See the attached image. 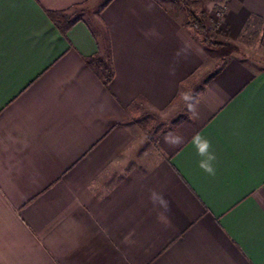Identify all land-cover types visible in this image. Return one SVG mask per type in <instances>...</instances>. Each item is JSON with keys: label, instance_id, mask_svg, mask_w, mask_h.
Listing matches in <instances>:
<instances>
[{"label": "crops", "instance_id": "1", "mask_svg": "<svg viewBox=\"0 0 264 264\" xmlns=\"http://www.w3.org/2000/svg\"><path fill=\"white\" fill-rule=\"evenodd\" d=\"M89 1L0 0V264H264V67L225 59L195 113L157 135L158 159L107 185L138 109H167L211 55L160 0H105L103 33L80 16L62 34L48 16ZM253 21L264 28V0L225 1L229 44ZM105 43L108 87L85 62ZM169 131L184 143H165ZM152 190L169 201L165 220Z\"/></svg>", "mask_w": 264, "mask_h": 264}, {"label": "rangeland", "instance_id": "2", "mask_svg": "<svg viewBox=\"0 0 264 264\" xmlns=\"http://www.w3.org/2000/svg\"><path fill=\"white\" fill-rule=\"evenodd\" d=\"M163 5L168 6L173 13L179 17L185 14L181 10L173 7V0H160ZM188 2L191 8L196 12L204 13L206 18L212 24L214 31L219 35V40L228 43L227 35L224 28L220 24L221 16L224 8V0H184ZM105 0H91L87 4L81 6L80 16L84 17L91 25L96 26L101 33L104 32L103 27L98 24L96 15L99 8ZM264 28L261 23L253 21L248 28H245L237 41L231 45L235 49L216 48L209 49L211 58L205 62L201 69L191 78L187 79L181 86V90L171 106L162 112H149L146 107L139 108L137 121L134 125L136 131V142L134 147L122 158L121 161L109 172H107L105 183H110L118 179L127 169L132 166L146 168L154 163L159 154L155 150V139L161 131L171 127L177 120L187 115V108L182 99L184 92H193L196 97L203 88L207 79L222 64L225 59L230 56L243 57L251 61L257 62V65L264 67ZM226 39V40H225Z\"/></svg>", "mask_w": 264, "mask_h": 264}, {"label": "trees", "instance_id": "3", "mask_svg": "<svg viewBox=\"0 0 264 264\" xmlns=\"http://www.w3.org/2000/svg\"><path fill=\"white\" fill-rule=\"evenodd\" d=\"M172 3L176 10L184 12V27L189 28L192 31V34L198 38L203 47L208 50L216 48L235 49L231 44L219 40V35L214 31L212 24L206 18L204 13L198 14L196 10L191 8L189 3L184 0H173ZM80 12L81 9L75 7L70 11H49L48 16L59 31L62 34H65L77 20H81ZM248 26L249 25L247 24L245 28H248ZM108 48V44L105 43L104 48H99L98 52L85 58L87 65L105 87H108L114 76L113 65Z\"/></svg>", "mask_w": 264, "mask_h": 264}, {"label": "clouds", "instance_id": "4", "mask_svg": "<svg viewBox=\"0 0 264 264\" xmlns=\"http://www.w3.org/2000/svg\"><path fill=\"white\" fill-rule=\"evenodd\" d=\"M182 99L187 110L189 112L195 113L197 106L196 95L193 92H184L182 94ZM164 142L172 147H175L183 144L184 139L183 137L174 134L172 131H169L164 136ZM191 143L195 148L196 155L200 158L198 160V166L209 176L214 177L216 175V168L214 167V163L217 160V156L213 148L212 141L206 136L197 133L192 137ZM149 199L154 207L163 210L158 214V218L161 220H165V213H167L170 208L169 201L165 198L164 194L162 192L152 190Z\"/></svg>", "mask_w": 264, "mask_h": 264}, {"label": "built area", "instance_id": "5", "mask_svg": "<svg viewBox=\"0 0 264 264\" xmlns=\"http://www.w3.org/2000/svg\"><path fill=\"white\" fill-rule=\"evenodd\" d=\"M224 1H226V0H224Z\"/></svg>", "mask_w": 264, "mask_h": 264}]
</instances>
